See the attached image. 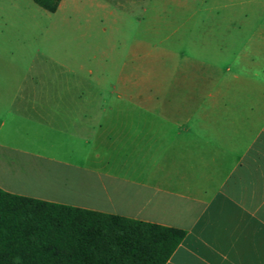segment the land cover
<instances>
[{
    "label": "crops",
    "instance_id": "obj_1",
    "mask_svg": "<svg viewBox=\"0 0 264 264\" xmlns=\"http://www.w3.org/2000/svg\"><path fill=\"white\" fill-rule=\"evenodd\" d=\"M226 71L146 91L121 77L105 97L130 105L95 107L0 72L1 100L28 99L0 109V189L184 231L166 264H264V42L263 63Z\"/></svg>",
    "mask_w": 264,
    "mask_h": 264
},
{
    "label": "rangeland",
    "instance_id": "obj_2",
    "mask_svg": "<svg viewBox=\"0 0 264 264\" xmlns=\"http://www.w3.org/2000/svg\"><path fill=\"white\" fill-rule=\"evenodd\" d=\"M263 42L264 0H68L55 13L0 0L5 85L16 90L26 78L28 88L70 89L76 105H130L105 97L121 77L146 91L183 75H225L239 59L263 63ZM26 100L0 99V109Z\"/></svg>",
    "mask_w": 264,
    "mask_h": 264
},
{
    "label": "trees",
    "instance_id": "obj_3",
    "mask_svg": "<svg viewBox=\"0 0 264 264\" xmlns=\"http://www.w3.org/2000/svg\"><path fill=\"white\" fill-rule=\"evenodd\" d=\"M62 0H33L54 13ZM185 232L0 189V264H166Z\"/></svg>",
    "mask_w": 264,
    "mask_h": 264
}]
</instances>
